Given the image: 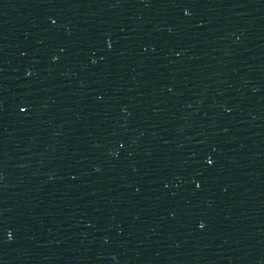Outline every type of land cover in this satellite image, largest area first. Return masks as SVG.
Instances as JSON below:
<instances>
[{
  "label": "water",
  "instance_id": "obj_1",
  "mask_svg": "<svg viewBox=\"0 0 264 264\" xmlns=\"http://www.w3.org/2000/svg\"><path fill=\"white\" fill-rule=\"evenodd\" d=\"M243 264H264V188L254 219Z\"/></svg>",
  "mask_w": 264,
  "mask_h": 264
},
{
  "label": "snow or ice",
  "instance_id": "obj_2",
  "mask_svg": "<svg viewBox=\"0 0 264 264\" xmlns=\"http://www.w3.org/2000/svg\"><path fill=\"white\" fill-rule=\"evenodd\" d=\"M184 11L187 12L188 9L185 8ZM24 107H25L24 105H21V110H24ZM207 162H208L209 164H211V163H213V159H212L211 157H208V158H207ZM197 184H199V181H197ZM201 227H203V223H201ZM11 235H12V233L9 232V233H8V236L10 237Z\"/></svg>",
  "mask_w": 264,
  "mask_h": 264
}]
</instances>
